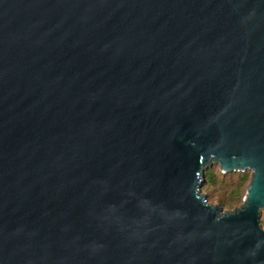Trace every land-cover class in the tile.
<instances>
[{"label": "water", "instance_id": "1", "mask_svg": "<svg viewBox=\"0 0 264 264\" xmlns=\"http://www.w3.org/2000/svg\"><path fill=\"white\" fill-rule=\"evenodd\" d=\"M262 212L264 0H0V264H264Z\"/></svg>", "mask_w": 264, "mask_h": 264}, {"label": "rangeland", "instance_id": "2", "mask_svg": "<svg viewBox=\"0 0 264 264\" xmlns=\"http://www.w3.org/2000/svg\"><path fill=\"white\" fill-rule=\"evenodd\" d=\"M212 168L213 173L215 175V183L210 185V192L211 196L207 199L209 202L213 204H219L222 209H227V207H224L221 204V201H227L231 198V190L234 186V183L237 181V178L241 174H247L250 177V171H231L227 173H222L218 167L217 164H212L209 166ZM202 192H205V190H202ZM237 201H233L232 204H236Z\"/></svg>", "mask_w": 264, "mask_h": 264}, {"label": "trees", "instance_id": "3", "mask_svg": "<svg viewBox=\"0 0 264 264\" xmlns=\"http://www.w3.org/2000/svg\"><path fill=\"white\" fill-rule=\"evenodd\" d=\"M249 181V175L247 174H241L238 176L237 181L234 183V186L231 190V198L227 201H221V204L224 207H227V209L231 210L235 207H237L238 205H240V203L242 202V197L244 195V191L245 188L248 184ZM215 183V175L213 173L212 168L208 167L207 169H205L204 171V181L201 187V191L205 190L206 191V197H210L211 196V192L209 190L210 185ZM208 200V199H207ZM233 201H237L236 204H232Z\"/></svg>", "mask_w": 264, "mask_h": 264}, {"label": "built area", "instance_id": "4", "mask_svg": "<svg viewBox=\"0 0 264 264\" xmlns=\"http://www.w3.org/2000/svg\"><path fill=\"white\" fill-rule=\"evenodd\" d=\"M259 225H260L261 229L264 231V212H262L260 215Z\"/></svg>", "mask_w": 264, "mask_h": 264}]
</instances>
